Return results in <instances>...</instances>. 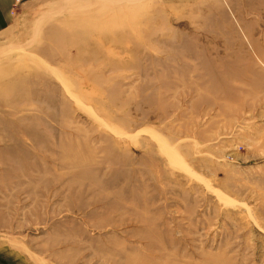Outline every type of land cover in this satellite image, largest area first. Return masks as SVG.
Listing matches in <instances>:
<instances>
[{
  "label": "rangeland",
  "instance_id": "374dc122",
  "mask_svg": "<svg viewBox=\"0 0 264 264\" xmlns=\"http://www.w3.org/2000/svg\"><path fill=\"white\" fill-rule=\"evenodd\" d=\"M16 10L0 264H264V0Z\"/></svg>",
  "mask_w": 264,
  "mask_h": 264
},
{
  "label": "crops",
  "instance_id": "0c3cea01",
  "mask_svg": "<svg viewBox=\"0 0 264 264\" xmlns=\"http://www.w3.org/2000/svg\"><path fill=\"white\" fill-rule=\"evenodd\" d=\"M22 1L17 3L16 0H0V46H3V41L11 34L12 27L16 22L17 6Z\"/></svg>",
  "mask_w": 264,
  "mask_h": 264
},
{
  "label": "bare ground",
  "instance_id": "6f19581e",
  "mask_svg": "<svg viewBox=\"0 0 264 264\" xmlns=\"http://www.w3.org/2000/svg\"><path fill=\"white\" fill-rule=\"evenodd\" d=\"M66 1H67V0H66ZM95 1H99V0H95ZM100 1H101V0H100ZM108 2H109V1H108ZM111 2H112V1H111ZM91 3H92V2H91ZM115 3H116V2H115ZM88 4H89V3H88ZM88 4H87V5H88ZM62 5H63V4H62ZM87 5H85V6H87ZM74 7H75V6H74ZM81 7H82V6H81ZM77 8H78V7H77Z\"/></svg>",
  "mask_w": 264,
  "mask_h": 264
},
{
  "label": "built area",
  "instance_id": "2783aa9c",
  "mask_svg": "<svg viewBox=\"0 0 264 264\" xmlns=\"http://www.w3.org/2000/svg\"><path fill=\"white\" fill-rule=\"evenodd\" d=\"M16 1H17V3H18V2H20L21 0H16Z\"/></svg>",
  "mask_w": 264,
  "mask_h": 264
}]
</instances>
